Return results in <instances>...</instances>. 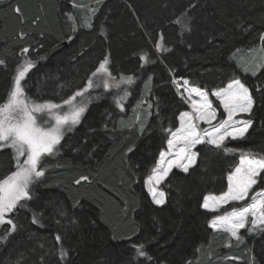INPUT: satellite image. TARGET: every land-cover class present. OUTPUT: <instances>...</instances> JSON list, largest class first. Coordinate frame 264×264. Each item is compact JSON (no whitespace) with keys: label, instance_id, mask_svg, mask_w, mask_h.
<instances>
[{"label":"trees","instance_id":"16d2710c","mask_svg":"<svg viewBox=\"0 0 264 264\" xmlns=\"http://www.w3.org/2000/svg\"><path fill=\"white\" fill-rule=\"evenodd\" d=\"M185 11L190 31L173 23ZM66 14L74 17L76 32ZM262 33L264 0H0V59L6 61L0 66V101L23 59L18 53L28 47L27 57L36 64L23 85L27 96L66 98L108 56L113 77L136 80L125 109L144 88L150 105L138 124L133 115H121L117 96L99 86V98L87 104L81 122L55 154L42 159L46 175L32 186L26 208L9 216L17 231L8 236L10 226L0 229V238L7 236L0 241V264H65L58 259L61 245L66 264H149L135 256L132 246L141 243L150 264H264V231L229 241L208 226L215 213L201 207L205 195L225 191L241 152L264 155V90L257 91L264 89V69L255 77L244 72L254 70L247 65L253 51L257 63H264ZM161 37L169 52H157ZM144 52L155 63L142 68ZM174 78L208 93L240 79L253 96V112L244 115L253 125L244 140L226 141L234 153L197 145V163L188 173L173 169L161 185L165 203L155 205L144 179L165 149V129L177 128L186 109ZM12 157L9 149L0 150V179L13 171ZM82 176L88 180L77 185ZM261 189L264 181L252 191Z\"/></svg>","mask_w":264,"mask_h":264},{"label":"snow or ice","instance_id":"6c2138e0","mask_svg":"<svg viewBox=\"0 0 264 264\" xmlns=\"http://www.w3.org/2000/svg\"><path fill=\"white\" fill-rule=\"evenodd\" d=\"M190 7H192L190 5ZM97 9H90L94 15ZM20 13L19 7L15 9ZM67 19L73 25V32L77 31L78 26L71 14H66ZM190 17L187 11L176 18L173 23L177 24L184 31H190L188 21ZM85 27H91V23L85 21ZM103 34V31L101 32ZM25 34L20 33L21 38ZM72 37H69L71 40ZM261 41H264V33L261 34ZM157 52H169L170 49L163 44V38L155 42ZM261 50H264L262 45ZM30 49L24 47L18 55L23 57L17 65L12 83L0 101V150L11 148L13 150L12 159L15 161V170L11 171L3 179H0V226L5 224L10 226L8 236L15 233L18 225L9 216L19 209L26 208V202L32 199V186L46 175V170L39 167L42 159L51 156L57 151V146L61 144L65 133L71 131L81 122L87 102L92 98L88 95L90 89L99 87L97 80H103L105 89L111 87L119 88L121 85H132L135 81L133 76H121L116 80L110 71V60L105 56L100 61L95 71L88 76L84 88L79 89L68 99L63 100L62 104L51 101L36 102L26 95V77L35 67L36 61L27 57ZM251 51V50H250ZM141 67L149 63H155L149 59V54L144 52L140 55ZM0 66H6V61L0 59ZM264 69V63L255 65L254 70L244 68L245 73H251L253 77ZM151 77L146 84L150 83ZM172 83L176 86L177 93L181 99L188 103L190 101L191 111L179 113L180 126L169 132L167 139V151L161 150L159 158L154 167L150 169V174L144 179V186L155 205L165 203V192L160 190V186L174 168L181 169L188 173L190 168L197 163L198 152L193 149L197 145H208L217 150H222L226 155L234 153L235 149L226 147V141L244 140L253 125L252 119H238L240 114H251L253 112L254 100L250 89L241 82L240 79H233L225 87L213 90L211 95L218 101L217 107H222L223 119L218 120L217 107L213 106V101L209 99V93L205 89L192 86L187 79L181 83L180 80L173 79ZM257 86V91H262ZM193 94L199 99H193ZM129 95L125 90L124 95L116 97L114 102L117 107H123V101ZM77 98H80L79 103ZM63 106H67V111L62 112ZM216 121V123H213ZM200 122L208 125L207 128H200ZM143 130V125H141ZM131 151V149H130ZM23 160L21 161V158ZM88 177H80L75 183L79 185L82 181H87ZM264 181V155L253 153L250 150L240 153L239 163L230 170L227 175V190L220 195H205L201 207L210 211H219L224 205L231 202L246 201L251 192V203L246 206L233 208L224 215L215 216L210 222L209 227L216 232L226 234L229 241L237 242L242 240L240 230L246 228L249 216H251L252 228L249 232L260 227L264 231V189L252 191L254 186ZM61 215H64L62 212ZM32 222L39 223L36 214H33ZM59 223V222H57ZM75 223V221H73ZM0 238V241L6 240ZM60 244L62 237L58 234L55 237ZM136 258H147L149 264L151 257L145 251L143 243L132 246ZM67 250L59 248L58 259L66 264Z\"/></svg>","mask_w":264,"mask_h":264},{"label":"rangeland","instance_id":"374dc122","mask_svg":"<svg viewBox=\"0 0 264 264\" xmlns=\"http://www.w3.org/2000/svg\"><path fill=\"white\" fill-rule=\"evenodd\" d=\"M257 57H259V53L257 52V51H253L252 53H250V56H249V64H247L248 65V67H253V66H255L256 64H258L257 63ZM252 69H254V68H252ZM15 75V74H14ZM116 80H119V79H117L116 78ZM97 81H99V80H97ZM134 81H136V80H134ZM100 82V81H99ZM12 83V82H11ZM181 83H182V81H181ZM99 84V86H101L102 88H104L103 87V83H98ZM134 84H135V82L132 84V85H121L119 88H117V87H111V88H108V89H105L104 88V92H112L115 96H117V97H119V96H122V95H124V92H125V90H127L128 91V93H129V95L127 96V98L123 101V107L122 108H120V107H118V110L119 111H121V115H125V116H127V115H133V120H134V122H136V123H138V124H140V121H141V117H143V115H147V114H150V110H149V108H150V105H149V103L148 102H146L145 101V98H144V94L146 93V90L147 89H143L142 91L140 90L139 92H138V94L135 92V100H133V102L129 105V107H128V109H125V107H124V105H126V103H127V101L129 100V98L132 96V95H134V92H133V88H134ZM86 85V84H85ZM85 85L82 87V88H84L85 87ZM82 88H80V89H82ZM174 88H175V90H176V86L174 85ZM99 89V87H96V88H94V89H90L89 90V96L92 98L89 102H87V104L88 103H91V102H93V101H95V100H97L98 98H99V96H98V93H95L97 90ZM79 89H77V90H75L72 94H70L69 96H66V98H63V99H57V100H54V98H52V99H50V100H46V101H51V102H53V103H56V104H62L63 103V100H66V99H68V97H70V96H72L75 92H77ZM177 91V90H176ZM212 92V91H211ZM211 92H209V99H211L212 101H213V106L214 107H217L218 105H219V101L214 97V96H212L211 95ZM137 94V95H136ZM178 96L181 98V95L180 94H178ZM30 97V96H29ZM32 98V97H31ZM33 100H35L36 102H45V101H43V100H37V98H32ZM193 99H199V97H196L195 96V94H193ZM79 101H80V98H77V102L79 103ZM185 103V102H184ZM185 105H186V109L184 110V111H191V109H190V101L188 102V103H185ZM68 109H67V106H63V108H62V112H64V111H67ZM183 112V111H182ZM217 112H218V120H219V116H222L221 117V119H223L224 118V116L223 115H220V113H223V109H222V107H217ZM244 115H247V114H240L237 118L238 119H244ZM178 117H179V115H178ZM178 117H177V120H178V126H177V128L180 126V121H179V119H178ZM213 123H216V121H214ZM200 128L201 129H203V128H207L208 127V125L206 124V123H204V122H200ZM176 129V128H175ZM175 129L173 130V131H175ZM70 131H68V132H66L65 134H67V133H69ZM168 138H169V136H168ZM10 151H11V153H12V156H13V150L11 149V148H8ZM165 151H167V143H166V145H165V149H164ZM194 150V149H193ZM158 158H159V156H158ZM157 158V159H158ZM23 160V157L21 158V161ZM238 163H239V159H238ZM237 163V164H238ZM14 164H15V161H14ZM156 164V163H155ZM155 166V165H154ZM153 166V167H154ZM174 169H176V168H174ZM15 170V167L13 168V171ZM177 170H180V171H182L181 169H177ZM234 170V169H233ZM150 174V173H149ZM227 179V178H226ZM144 188H145V186H144ZM160 190L161 191H163L162 190V188H161V186H160ZM227 190V182H226V189H225V191ZM145 191L147 192V189L145 188ZM147 194L149 195V193L147 192ZM222 194V193H221ZM220 195V194H219ZM218 196V195H217ZM149 198H150V200H151V197H150V195H149ZM203 201H204V198H203ZM203 201H202V204H203ZM247 203H251V195L249 196V198L246 200V201H243V202H231L230 204H228V205H224L219 211H216V212H214L215 214H214V216H212V218L209 220V222L215 217V216H217V215H224V214H226L227 212H230L233 208H239V207H243V206H246V204ZM202 209H204L203 207H202ZM204 210H206V209H204ZM208 211V210H207ZM10 218V217H9ZM208 226H209V223H208ZM2 227H4V225L3 226H0V229L2 228ZM9 227V225L7 226V228ZM253 226H252V224H251V216H249V219H248V223L246 224V228L245 229H242V230H240V235H241V237H244L245 236V234H250V233H254L257 229H261L260 227H257L254 231H251V232H249L248 231V229H251ZM243 232V233H242ZM228 264H231V263H228Z\"/></svg>","mask_w":264,"mask_h":264}]
</instances>
